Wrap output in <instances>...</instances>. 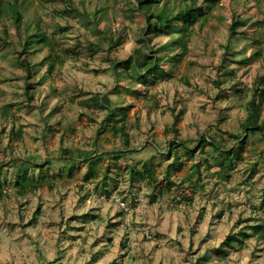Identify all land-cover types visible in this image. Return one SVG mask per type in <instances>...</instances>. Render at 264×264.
Instances as JSON below:
<instances>
[{
  "label": "rangeland",
  "instance_id": "rangeland-1",
  "mask_svg": "<svg viewBox=\"0 0 264 264\" xmlns=\"http://www.w3.org/2000/svg\"><path fill=\"white\" fill-rule=\"evenodd\" d=\"M17 1L25 23L34 15L42 20L61 60L52 76L41 67V85L29 101L24 72L13 60L11 45L17 39L12 22L0 15V38L4 28L9 33L0 44V164L5 163L0 169V264H48L54 259L62 264H195L204 257L201 264H264V237L255 233L257 223L264 221L263 155L253 147L257 140L250 138L241 148L228 135L241 131L246 102L264 76V26L255 24L264 20V0H221L188 42V51L177 62H163L169 75L158 74L143 85L126 76L116 84L111 64L142 46L137 40L144 19L130 0ZM233 14L247 22L240 29L248 36L228 52ZM94 23L106 33L93 30ZM29 28L35 31L33 25ZM111 36L120 37L121 45L110 47ZM172 36L178 34L152 37L143 50L159 49ZM171 46L161 55L178 56L180 50ZM48 55L45 48L33 57L43 61ZM99 93L110 95L114 105L129 106L125 124L130 151L113 154L126 150L123 138L103 131L97 171L91 174L89 163L80 160L95 150L97 129L106 116L92 101ZM3 108L9 121L2 118ZM12 126L22 127L20 140L12 137ZM174 128L190 146L200 134L215 135L227 147L238 144L244 159L235 162L228 179L219 175L213 159L209 169L200 162L201 179L194 176L198 187L184 182L192 201L181 200L177 184L209 148L193 159L179 148L182 162L167 157ZM63 148L80 159L71 176L64 169L69 159H60ZM12 156L50 159L43 168H28L30 174L42 172L49 179L36 188L27 179L22 190L9 162ZM130 163L156 166L159 180L168 170L175 185L159 196L146 182L134 185L126 168ZM232 235L240 242L230 247L226 241Z\"/></svg>",
  "mask_w": 264,
  "mask_h": 264
},
{
  "label": "trees",
  "instance_id": "trees-1",
  "mask_svg": "<svg viewBox=\"0 0 264 264\" xmlns=\"http://www.w3.org/2000/svg\"><path fill=\"white\" fill-rule=\"evenodd\" d=\"M130 2L134 5L133 9L142 14V20L144 19V30L140 33L137 40L142 46L136 48L134 53L127 59L121 61L114 60L111 64L116 84L120 83L121 80H124L126 76L132 84L143 85L146 83L148 84L151 78L157 80L158 74H161L162 77H167L169 75V71L163 67V62H169L171 59L176 60L177 62L179 60V56H182V54L188 51V42L200 28L207 24L210 19L209 15L212 8L220 3L221 0H130ZM71 8H73L72 5L70 9ZM97 10L100 11L101 9ZM2 14H5V19L12 22V24L10 23L11 30L14 31V37L18 42H13L11 45L15 53L13 60L15 64L18 65L24 72L23 78L25 79V94L29 101H33L34 90L37 89V86L41 85L37 79L40 76L41 67H46L44 73L47 74V76L54 75L56 65L61 60V57L59 55H55L54 45L52 43L53 39H51L48 35L42 20L39 19L37 15H34L33 19L28 23L24 22V16L19 10L17 0H0V15ZM176 23L180 24L181 27L176 25ZM255 24L264 26V20H259ZM31 25L34 26L35 31H30L31 28L29 27ZM175 25L177 26V29H179L178 32L175 29ZM246 25L247 22L245 20H242L241 17L233 14V17L228 24V31L230 34L225 46L226 51L230 52L233 44L238 43L240 37L246 38V36H248L247 30L242 31L240 29ZM7 29H3V37L0 38V44L4 45L6 41L5 38H9ZM93 30L96 32L98 31L101 34L106 33L104 29L97 26V23H94ZM164 33H168L169 35L178 34V36H172L169 43L159 49H153L150 47L149 51L143 50V47L150 46L149 42H151L152 37H158ZM121 43L122 39L120 37H110V47L114 48L120 46ZM172 44L173 49L175 48L176 50H180V54L178 56H162V49L172 47ZM45 48L49 51V55L44 58L43 61L35 60L33 56L40 50H45ZM257 83L258 84L254 89V94L246 102V114L240 123L241 131L237 133H229L228 135L233 141H235V143H240L241 148L246 145L250 138L257 140L253 147L259 149L260 155H263L262 160H264V147H260V144L264 143V118L262 116L264 112V76L260 77ZM217 84L219 85L220 83ZM113 90H115V88H113ZM116 91L119 92L120 88H117ZM235 92L241 93V90L236 89ZM92 101L95 106L106 111V116L101 123H99V127L97 129L95 150L90 153H86L82 160L77 158L78 155L72 154L70 149H62L61 154L63 156L60 159H69V166L66 164L64 169L68 170V175L70 176L75 168H79V165H77V161L79 160L89 163L88 170L91 174L96 173V160L100 158V156H98V139L100 134L105 130H111L113 136H122L123 138L126 150L119 149L117 152H113V154L120 152L127 153L130 151V149H128L130 145V135L127 125L125 124L129 106L114 105L110 95L107 93L94 95ZM1 112L3 115L2 118L9 121L8 109L3 108ZM111 122L114 123L111 124ZM118 122H122V125H118ZM174 132L175 135L168 144L167 157L174 155L176 162H182V158L178 156L179 148H182L184 150V156L190 159L195 158V154L198 151L204 154L205 148H209L206 154L200 157L199 161L191 163L190 175L184 181L177 184L182 190L181 200H187L189 202L192 201V196L188 195L185 192V189L187 185L192 189L198 187V183L194 179V176L201 179L200 162H202L206 169H209L212 166L211 159H213L215 165L218 167L219 175H224V177L228 179L231 177L229 171L234 168L235 162L244 159L241 152H239L238 144H234L232 147H227L224 145L225 143L219 141L215 135L200 134L196 144L190 146L186 142L180 140L178 134L179 131L177 129L174 128ZM10 133L13 138L20 140L22 138V127L18 130H14V127L12 126ZM107 154L110 155V153ZM9 162L14 163L15 165L14 168L17 172L16 185L22 190L27 187V179L32 180L35 188L40 187L42 181L49 179V176L42 175V172L38 175L30 174L28 168H43L46 165H50V159L35 162L30 159L15 158L12 156L10 157ZM4 164L5 163L2 161L0 169ZM126 168L129 170V178L132 184L135 185L146 182L150 187L156 190L157 196L162 195L165 190L170 191L172 185H175V183L170 180L168 170L166 175L163 177L164 180H159L156 166L149 165V163H144L141 168H139L135 163H130ZM184 182H187V185H185ZM2 192V186L0 184V196L2 195ZM156 199L157 197L154 196V200ZM181 200L179 202H181ZM255 227V233L264 237V221L257 223ZM243 230L244 229L241 230V233L244 232ZM235 242H240V239L236 235L228 236L226 241L228 246L233 247ZM220 252L221 253L219 254L223 256V252L221 250ZM204 258L206 259V257ZM204 258L198 260L195 264H201ZM48 264L62 263L54 259L48 262Z\"/></svg>",
  "mask_w": 264,
  "mask_h": 264
}]
</instances>
